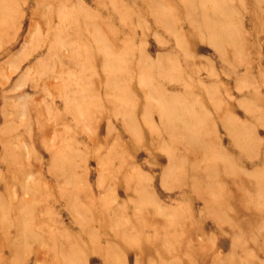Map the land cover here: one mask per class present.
<instances>
[{"label":"rangeland","instance_id":"obj_1","mask_svg":"<svg viewBox=\"0 0 264 264\" xmlns=\"http://www.w3.org/2000/svg\"><path fill=\"white\" fill-rule=\"evenodd\" d=\"M0 264H264V0H0Z\"/></svg>","mask_w":264,"mask_h":264}]
</instances>
